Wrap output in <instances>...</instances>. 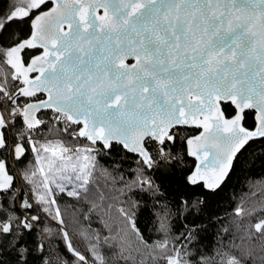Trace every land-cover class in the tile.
<instances>
[{
	"label": "snow or ice",
	"instance_id": "snow-or-ice-1",
	"mask_svg": "<svg viewBox=\"0 0 264 264\" xmlns=\"http://www.w3.org/2000/svg\"><path fill=\"white\" fill-rule=\"evenodd\" d=\"M257 164L264 0H0V264H264Z\"/></svg>",
	"mask_w": 264,
	"mask_h": 264
},
{
	"label": "trees",
	"instance_id": "trees-1",
	"mask_svg": "<svg viewBox=\"0 0 264 264\" xmlns=\"http://www.w3.org/2000/svg\"><path fill=\"white\" fill-rule=\"evenodd\" d=\"M187 133L190 135H194L196 130L187 129ZM27 163V162H26ZM188 163L190 165H194L193 160L188 158ZM264 181V168H261L258 164L253 168L251 171H236L232 174L231 178L228 180L227 185L225 186L224 192L222 193V199L220 201V211L221 214L225 210L230 211L231 207L234 206L235 202L245 194H251L253 191H257L255 188H250V184H256L257 182ZM175 186L173 185V188ZM264 195V190L257 192V196ZM65 201H61L64 203ZM72 209H69L71 213ZM95 227L96 224L93 223ZM141 229L144 231L146 237L155 238L154 233H152L149 229L151 225L148 224L146 218H142V222L140 224ZM216 229H210L207 238L205 239L204 243L211 247L215 242V233ZM79 246V245H78ZM83 250V248L81 249ZM107 252V250H105Z\"/></svg>",
	"mask_w": 264,
	"mask_h": 264
},
{
	"label": "water",
	"instance_id": "water-1",
	"mask_svg": "<svg viewBox=\"0 0 264 264\" xmlns=\"http://www.w3.org/2000/svg\"><path fill=\"white\" fill-rule=\"evenodd\" d=\"M190 130H195V128L193 127V128H189ZM201 130H199V132H200ZM199 132H197V134H194V135H198L199 134ZM191 160H193V162L195 163V160H194V158H190Z\"/></svg>",
	"mask_w": 264,
	"mask_h": 264
},
{
	"label": "flooded vegetation",
	"instance_id": "flooded-vegetation-1",
	"mask_svg": "<svg viewBox=\"0 0 264 264\" xmlns=\"http://www.w3.org/2000/svg\"><path fill=\"white\" fill-rule=\"evenodd\" d=\"M196 130V133L195 134H197V132H199V129H195Z\"/></svg>",
	"mask_w": 264,
	"mask_h": 264
}]
</instances>
